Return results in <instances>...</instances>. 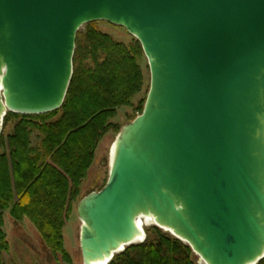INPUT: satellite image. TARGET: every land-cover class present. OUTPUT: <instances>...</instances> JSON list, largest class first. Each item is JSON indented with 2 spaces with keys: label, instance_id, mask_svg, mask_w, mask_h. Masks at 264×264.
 I'll return each instance as SVG.
<instances>
[{
  "label": "water",
  "instance_id": "1",
  "mask_svg": "<svg viewBox=\"0 0 264 264\" xmlns=\"http://www.w3.org/2000/svg\"><path fill=\"white\" fill-rule=\"evenodd\" d=\"M122 28L149 69L142 113L76 209L82 264L143 243L149 219L203 264L264 259V0H0V135L7 113L58 110L77 33Z\"/></svg>",
  "mask_w": 264,
  "mask_h": 264
},
{
  "label": "trees",
  "instance_id": "2",
  "mask_svg": "<svg viewBox=\"0 0 264 264\" xmlns=\"http://www.w3.org/2000/svg\"><path fill=\"white\" fill-rule=\"evenodd\" d=\"M76 36L72 78L62 106L51 113H7L0 135V264L9 246L4 214L27 219L54 257L69 261L62 230L92 165L96 146L116 126L117 110L132 106L144 87L145 60L134 38L125 46L102 33L97 23ZM149 88V86H148ZM148 93V91H147ZM147 96V95H146ZM145 101L138 107L139 115ZM11 129V132L8 130ZM36 133L33 146L31 136ZM109 264H196L191 249L151 228ZM257 264H264L262 259Z\"/></svg>",
  "mask_w": 264,
  "mask_h": 264
},
{
  "label": "rangeland",
  "instance_id": "3",
  "mask_svg": "<svg viewBox=\"0 0 264 264\" xmlns=\"http://www.w3.org/2000/svg\"><path fill=\"white\" fill-rule=\"evenodd\" d=\"M97 27L116 43H121L125 46L130 44L132 37L122 28L112 26L105 22H97ZM80 30L83 31L84 28ZM141 69L145 83L142 91L133 98L132 106L117 110L115 118L109 122L112 126H116L119 132L123 126L131 123L139 116L138 107L146 99L149 86V69L146 59L143 61ZM8 131L11 132V129ZM119 132L116 133L112 129L109 130L97 144L92 165L88 170L85 180L81 184L77 200L72 204L69 221L62 230L63 247L69 256V261L65 262L61 256L54 257L44 245L37 230L27 219L16 222L6 212L4 214L3 229L7 237L9 250L3 255L4 264H82L79 247V229L81 223L76 213L77 205L83 197L92 192H99L105 186L109 175L112 146ZM37 136L36 133L31 136L33 146L37 142ZM151 228L158 229L162 234L176 239L169 232L156 227L154 224L143 228L145 235ZM194 259L196 264H203L195 254Z\"/></svg>",
  "mask_w": 264,
  "mask_h": 264
},
{
  "label": "bare ground",
  "instance_id": "4",
  "mask_svg": "<svg viewBox=\"0 0 264 264\" xmlns=\"http://www.w3.org/2000/svg\"><path fill=\"white\" fill-rule=\"evenodd\" d=\"M138 224L141 228L153 225V222L149 219H138Z\"/></svg>",
  "mask_w": 264,
  "mask_h": 264
}]
</instances>
